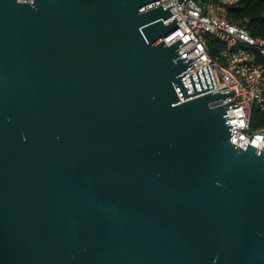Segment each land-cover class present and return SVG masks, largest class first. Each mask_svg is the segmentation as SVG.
<instances>
[{
    "label": "water",
    "instance_id": "obj_1",
    "mask_svg": "<svg viewBox=\"0 0 264 264\" xmlns=\"http://www.w3.org/2000/svg\"><path fill=\"white\" fill-rule=\"evenodd\" d=\"M171 6L0 0V264H264V150Z\"/></svg>",
    "mask_w": 264,
    "mask_h": 264
},
{
    "label": "built area",
    "instance_id": "obj_2",
    "mask_svg": "<svg viewBox=\"0 0 264 264\" xmlns=\"http://www.w3.org/2000/svg\"><path fill=\"white\" fill-rule=\"evenodd\" d=\"M33 1V0H22ZM161 0L165 8L173 11V18L178 19V28L164 38L168 44H172L179 38L184 42L181 55L187 61L196 56L192 62L186 79L191 93L193 89L189 75L194 73L199 90H201L196 71L200 70L205 88H207L201 68L205 67L211 90L202 92H228L236 93L220 98L213 105L225 104L231 115L227 116L233 126L231 141L239 145V142H249L257 146L258 151L264 150V125L253 126L255 108L264 111V38L254 37L246 25L233 22L226 14V7L238 5L240 0ZM208 34L219 38L226 45L225 49L217 55L211 53L208 42ZM210 66L215 84L212 83L206 68ZM178 89V87H177ZM178 92L181 95L179 89Z\"/></svg>",
    "mask_w": 264,
    "mask_h": 264
},
{
    "label": "trees",
    "instance_id": "obj_3",
    "mask_svg": "<svg viewBox=\"0 0 264 264\" xmlns=\"http://www.w3.org/2000/svg\"><path fill=\"white\" fill-rule=\"evenodd\" d=\"M226 14L233 22L246 25L254 37L264 38V0H240L238 5L227 6ZM208 42L213 55L219 54L226 47L224 42L212 34H208ZM260 60L264 61V58ZM262 125H264V111L255 108L253 126Z\"/></svg>",
    "mask_w": 264,
    "mask_h": 264
},
{
    "label": "clouds",
    "instance_id": "obj_4",
    "mask_svg": "<svg viewBox=\"0 0 264 264\" xmlns=\"http://www.w3.org/2000/svg\"><path fill=\"white\" fill-rule=\"evenodd\" d=\"M19 2H22V0H19Z\"/></svg>",
    "mask_w": 264,
    "mask_h": 264
}]
</instances>
